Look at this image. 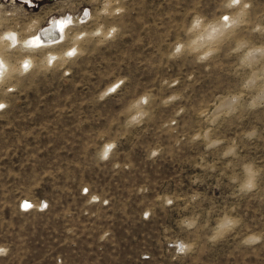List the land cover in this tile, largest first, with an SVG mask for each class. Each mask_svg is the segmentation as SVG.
Returning <instances> with one entry per match:
<instances>
[{
  "label": "rangeland",
  "instance_id": "374dc122",
  "mask_svg": "<svg viewBox=\"0 0 264 264\" xmlns=\"http://www.w3.org/2000/svg\"><path fill=\"white\" fill-rule=\"evenodd\" d=\"M0 59V264H264V0H0Z\"/></svg>",
  "mask_w": 264,
  "mask_h": 264
},
{
  "label": "bare ground",
  "instance_id": "6f19581e",
  "mask_svg": "<svg viewBox=\"0 0 264 264\" xmlns=\"http://www.w3.org/2000/svg\"><path fill=\"white\" fill-rule=\"evenodd\" d=\"M31 5V4H30ZM74 20L69 17V19H61V20H54L52 21L47 27H43L39 30V32L37 34H35L32 39H30L28 41V43L33 42L34 45L37 44L36 46H48L50 44H55V43H59L62 41V38L66 35V28L68 25H70V22H73ZM233 21V19L231 20ZM223 25V21L221 22H217L216 24H212L211 28L213 31H216L215 29L220 30L219 28H221L220 26ZM224 28V27H223ZM225 29V28H224ZM223 29V30H224ZM209 34V33H208ZM9 34L7 33V36ZM12 35V34H11ZM6 36V37H7ZM14 35H12L13 37ZM11 37V38H12ZM15 37V36H14ZM10 38V39H11ZM206 39V38H205ZM12 40V39H11ZM15 40V39H13ZM17 41V40H16ZM15 42V41H14ZM29 45V44H27ZM256 50V49H255ZM76 51V50H75ZM252 55V53H251ZM2 60V59H0ZM30 61V60H29ZM3 62V61H2ZM5 65V64H2ZM8 65V64H7ZM5 67V66H4ZM3 68V67H1ZM0 68V70H1ZM2 73V71H0ZM2 75V74H1ZM113 88V87H111ZM141 101V100H140ZM228 103V102H227ZM219 109V108H218ZM110 144L106 145L109 146ZM104 147L103 149V153H106L108 151L107 147ZM108 153V152H107ZM104 155V154H103ZM31 204V203H30ZM32 205V204H31Z\"/></svg>",
  "mask_w": 264,
  "mask_h": 264
},
{
  "label": "built area",
  "instance_id": "2783aa9c",
  "mask_svg": "<svg viewBox=\"0 0 264 264\" xmlns=\"http://www.w3.org/2000/svg\"><path fill=\"white\" fill-rule=\"evenodd\" d=\"M6 2H20L23 3L27 6L32 7L33 5H35V3H37L39 0H4ZM31 4V5H30Z\"/></svg>",
  "mask_w": 264,
  "mask_h": 264
},
{
  "label": "snow or ice",
  "instance_id": "6c2138e0",
  "mask_svg": "<svg viewBox=\"0 0 264 264\" xmlns=\"http://www.w3.org/2000/svg\"><path fill=\"white\" fill-rule=\"evenodd\" d=\"M232 2H233V3H239V0H232ZM223 19H224L225 21H227V20H228V17H227V16H224ZM13 39H14V37H13ZM178 50H179V49H178ZM72 54H73V53H71V52L69 53V55H72ZM27 67H28L27 64H25V68H27ZM2 107H3V105H0V108H2ZM24 207L27 208V207H30V205L26 203V204L24 205Z\"/></svg>",
  "mask_w": 264,
  "mask_h": 264
},
{
  "label": "water",
  "instance_id": "95a60500",
  "mask_svg": "<svg viewBox=\"0 0 264 264\" xmlns=\"http://www.w3.org/2000/svg\"><path fill=\"white\" fill-rule=\"evenodd\" d=\"M49 1H54V0H49ZM26 203H24V205H25Z\"/></svg>",
  "mask_w": 264,
  "mask_h": 264
}]
</instances>
